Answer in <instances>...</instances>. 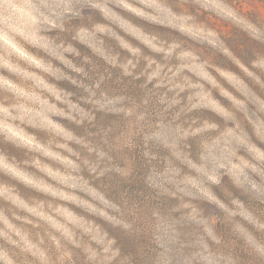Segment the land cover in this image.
Wrapping results in <instances>:
<instances>
[{
	"label": "clouds",
	"instance_id": "clouds-1",
	"mask_svg": "<svg viewBox=\"0 0 264 264\" xmlns=\"http://www.w3.org/2000/svg\"><path fill=\"white\" fill-rule=\"evenodd\" d=\"M0 264H264V0H0Z\"/></svg>",
	"mask_w": 264,
	"mask_h": 264
}]
</instances>
